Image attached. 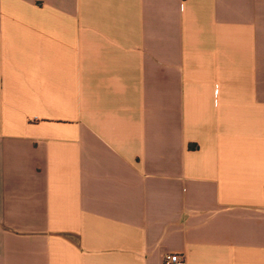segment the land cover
<instances>
[{"label": "crops", "instance_id": "0c3cea01", "mask_svg": "<svg viewBox=\"0 0 264 264\" xmlns=\"http://www.w3.org/2000/svg\"><path fill=\"white\" fill-rule=\"evenodd\" d=\"M264 264V0H0V264Z\"/></svg>", "mask_w": 264, "mask_h": 264}, {"label": "built area", "instance_id": "2783aa9c", "mask_svg": "<svg viewBox=\"0 0 264 264\" xmlns=\"http://www.w3.org/2000/svg\"><path fill=\"white\" fill-rule=\"evenodd\" d=\"M165 264H186L185 255L179 253L168 254L164 256Z\"/></svg>", "mask_w": 264, "mask_h": 264}]
</instances>
